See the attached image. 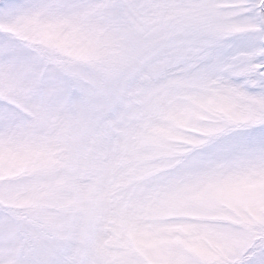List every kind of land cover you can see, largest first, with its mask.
<instances>
[{
    "label": "snow or ice",
    "instance_id": "obj_1",
    "mask_svg": "<svg viewBox=\"0 0 264 264\" xmlns=\"http://www.w3.org/2000/svg\"><path fill=\"white\" fill-rule=\"evenodd\" d=\"M0 264H264V0H0Z\"/></svg>",
    "mask_w": 264,
    "mask_h": 264
}]
</instances>
